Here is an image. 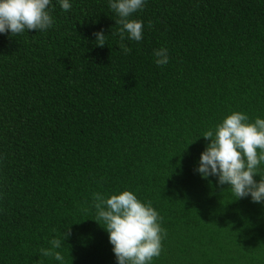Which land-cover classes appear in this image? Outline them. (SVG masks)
I'll list each match as a JSON object with an SVG mask.
<instances>
[{
  "label": "trees",
  "instance_id": "16d2710c",
  "mask_svg": "<svg viewBox=\"0 0 264 264\" xmlns=\"http://www.w3.org/2000/svg\"><path fill=\"white\" fill-rule=\"evenodd\" d=\"M71 2L0 34V264H58L39 253L69 231L66 264H117L93 205L125 189L166 233L151 264H264V203L195 171L207 130L264 118V0H147L127 54L108 0Z\"/></svg>",
  "mask_w": 264,
  "mask_h": 264
},
{
  "label": "clouds",
  "instance_id": "9594fccd",
  "mask_svg": "<svg viewBox=\"0 0 264 264\" xmlns=\"http://www.w3.org/2000/svg\"><path fill=\"white\" fill-rule=\"evenodd\" d=\"M147 0H108V6L118 19L119 49L127 54L131 49L123 43L143 39V21L133 14L143 10ZM67 12L71 0H56ZM53 0H0V34L19 35L25 31L44 32L54 24ZM95 44L104 46L106 35L96 32ZM157 66L167 65L166 47L153 51ZM210 142L200 154L195 171L202 179L216 177L218 185H229L234 200L250 197L254 203H264V118L250 119L246 113L232 111L213 129L202 136ZM259 176V180L255 179ZM211 183V182H210ZM95 220L107 233L117 264H151L159 256L166 234L160 224L158 211L150 202L138 198L132 190L115 194H97L93 205ZM102 222V223H101ZM69 228V227H68ZM63 238H53L50 247L39 253L52 257L58 264H66L61 251Z\"/></svg>",
  "mask_w": 264,
  "mask_h": 264
}]
</instances>
